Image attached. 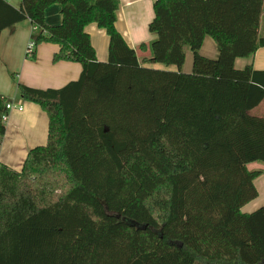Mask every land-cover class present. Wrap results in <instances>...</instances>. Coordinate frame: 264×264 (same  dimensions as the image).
<instances>
[{
	"label": "trees",
	"instance_id": "trees-1",
	"mask_svg": "<svg viewBox=\"0 0 264 264\" xmlns=\"http://www.w3.org/2000/svg\"><path fill=\"white\" fill-rule=\"evenodd\" d=\"M0 0V32L28 21L34 51L81 66L59 89L20 99L48 118L20 171L0 165V264H264V69H236L264 47L263 0H154L149 44L115 28L118 0ZM60 7L61 23L45 24ZM108 37L98 62L85 27ZM205 37L215 59L199 54ZM192 69L181 72L184 50ZM159 65L161 68L152 66ZM173 68V69H171ZM0 95V143L5 105Z\"/></svg>",
	"mask_w": 264,
	"mask_h": 264
},
{
	"label": "crops",
	"instance_id": "crops-1",
	"mask_svg": "<svg viewBox=\"0 0 264 264\" xmlns=\"http://www.w3.org/2000/svg\"><path fill=\"white\" fill-rule=\"evenodd\" d=\"M12 1L8 3L11 5ZM153 2L154 0H118L115 28L130 49L137 50L141 44H149L156 38L148 31V25L154 17ZM44 19L49 27L59 25L61 23L60 7L50 6L45 11ZM31 33L32 26L28 21L0 32V95L22 108L21 111H11L5 122V134L0 143V165H5L15 171L21 170L30 150L46 144L48 118L39 106L20 99L10 75H14L15 81L20 85L47 90L59 89L69 82L76 81L81 72L79 64L68 62L54 64L52 62L53 55L58 51V47L54 44H41L35 49L34 59L26 58L25 50ZM85 33L89 36L97 61L106 62L109 40L105 31L97 28L95 24H90L85 27ZM259 36L264 37L263 6ZM199 54L208 59L216 58L217 47L209 37L204 38ZM234 66L239 70L246 66H251L255 71L263 70L264 47L259 48L253 56L247 59H236ZM152 67L161 68L159 65ZM191 69L192 53L185 49L181 72L189 74ZM16 96L20 101H17ZM254 110V114L257 113L258 117H264V100ZM249 168L261 170L262 175L253 183L257 197L241 208L240 211L243 214H250L264 206V166L254 163L249 165Z\"/></svg>",
	"mask_w": 264,
	"mask_h": 264
},
{
	"label": "built area",
	"instance_id": "built-area-1",
	"mask_svg": "<svg viewBox=\"0 0 264 264\" xmlns=\"http://www.w3.org/2000/svg\"><path fill=\"white\" fill-rule=\"evenodd\" d=\"M36 31V28L35 27H32V32H35ZM33 51H34V45L31 41H29L27 47H26V50H25V57L30 59L32 57V54H33ZM5 110H6V114H4L2 116V121L3 122H6L7 119H8V115L11 111L13 110H18V111H21L22 108L20 106H16L14 105L13 103L9 102L5 105Z\"/></svg>",
	"mask_w": 264,
	"mask_h": 264
},
{
	"label": "rangeland",
	"instance_id": "rangeland-1",
	"mask_svg": "<svg viewBox=\"0 0 264 264\" xmlns=\"http://www.w3.org/2000/svg\"><path fill=\"white\" fill-rule=\"evenodd\" d=\"M11 5L12 6H14V7H18L19 6V1L18 0H13L12 2H11ZM263 9H264V2H263ZM18 96H16V98H17ZM17 101H20L19 100V97L17 98ZM9 102H11V101H9ZM16 106H17V104L16 103H14ZM255 113V110L254 111H252V112H250V114L251 115H253V116H257L258 117V115H256V114H254Z\"/></svg>",
	"mask_w": 264,
	"mask_h": 264
}]
</instances>
